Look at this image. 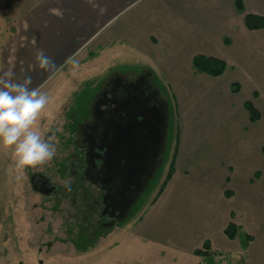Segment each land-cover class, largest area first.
Wrapping results in <instances>:
<instances>
[{
  "label": "rangeland",
  "instance_id": "1",
  "mask_svg": "<svg viewBox=\"0 0 264 264\" xmlns=\"http://www.w3.org/2000/svg\"><path fill=\"white\" fill-rule=\"evenodd\" d=\"M7 3L0 0V81L13 79L18 73L16 64L30 61L23 53L16 13ZM122 16L111 31L123 26ZM190 42L184 39L175 47L169 44L160 48L159 67L166 82L157 76L153 85L158 87L152 89L159 88V92L166 94L161 98L157 91L160 103L154 106L166 107L167 132L161 126L160 131L156 127L150 129L142 120V110H152L155 98L148 100L142 95L148 90L145 88V92L135 82L126 85L123 101L131 98L141 105L140 112L132 108V118L138 119L135 130L128 135L119 133L121 148L128 153L129 162L125 163L119 151L120 155H109L110 163L105 162L99 170L90 167L89 173L100 181L105 178L108 183L116 178L108 184L110 200L106 201L111 211L114 200H120L122 205L128 204L129 199L131 202L127 210L121 208V213L126 210L123 215L107 218L101 228L89 220L97 202L87 191L96 184L79 176L66 183L59 175H70L73 161L75 164L80 158L83 160V150L74 144L83 127L93 120L95 110L98 115L111 103L114 114L107 115H116L117 96H106V84L124 77L136 80L149 69L150 75L156 74L151 70L153 64L143 63L135 54L131 56L128 49L98 57L97 40L82 45L74 55L63 56L59 66L57 61L53 62L51 67L57 65L56 69L34 87L46 93L49 102L33 127L55 146L54 155L40 164L19 169L12 147L0 145V264H264V116L251 123L243 107L244 101L251 100L263 113L264 93L259 90L260 98L254 101L250 87L244 82L240 83L241 93L229 99L218 78L194 72L191 53L203 50L201 44ZM230 92L233 93L232 89ZM182 113L187 115L190 125L185 132L180 123ZM121 116L122 113L120 119ZM150 131H158L156 139L159 144L162 140L163 146L152 143ZM104 133H110L107 126ZM181 140L187 149L183 158L179 156ZM137 149L146 154L142 166L138 161L144 156ZM159 152L161 163L152 176L148 153L154 158ZM181 159L186 177H177L168 189L171 179L158 196L172 162L175 160L176 173ZM231 167L235 171L233 176ZM139 168L140 174L136 175ZM255 172L261 178L250 183ZM37 174L48 175L55 183L50 194L31 188L30 179ZM126 175H136L137 180L127 183ZM229 177L232 183H227ZM117 182L119 186L112 188ZM144 182L149 184L141 191ZM130 188L134 194L125 201ZM226 191L234 196L228 199ZM124 195L125 198H119ZM65 201L72 205L69 212L62 210ZM230 222L241 228L235 240H229L222 230ZM244 234L253 237L246 251L241 247ZM204 237L214 244V254L198 259L193 253L203 245L194 247Z\"/></svg>",
  "mask_w": 264,
  "mask_h": 264
},
{
  "label": "crops",
  "instance_id": "2",
  "mask_svg": "<svg viewBox=\"0 0 264 264\" xmlns=\"http://www.w3.org/2000/svg\"><path fill=\"white\" fill-rule=\"evenodd\" d=\"M7 1L8 6L16 13L17 30L21 32L23 53L30 61L16 64L17 75L13 79H1L0 87L8 81L24 84L25 79L30 77L31 83L25 86L34 88L56 69L57 65L51 67L54 61H57L59 66L64 60L63 56L67 58L69 55H74L81 50L82 45L97 40L98 57L128 49L131 56L135 54L143 63L153 64L151 70L155 71L156 76L154 77L150 75L149 69L136 80L131 77L118 78L121 81L135 82L141 85L144 91L146 88L149 93L142 95L148 97L151 91L157 94L159 92V88L156 89L158 92L152 89L158 87L153 85L157 76L166 82L159 67L160 48L169 44L175 47V44L178 45L185 39L192 41L193 44H201L203 51L197 49L192 51V60L194 56L203 54L222 59L227 63L225 73L218 79L222 90H225V95H229V99L241 93L243 86L240 83L244 82L252 91L251 97L255 92L259 94V97L253 98L254 101L260 98L259 90H263L264 93V31H251L245 27L244 15L236 11L235 0ZM242 3L246 14L264 17V0H242ZM121 15H123L121 20L123 26L115 27L111 31V26ZM169 24L172 28H169ZM189 36L193 38L189 39ZM82 38V42L79 43L78 40ZM225 39L229 40L228 44L225 43ZM83 42L85 44H82ZM192 43L190 42V45ZM41 55L48 58V63L43 66L37 59ZM56 56H58L57 60ZM234 84L240 86V91L235 93L236 95L230 92ZM168 85L171 84L168 83ZM159 93L161 98L166 96L163 92ZM244 104L245 101L243 107ZM186 117L185 113L180 115L181 128L184 132L187 126H190ZM182 143L181 140L179 156L183 158V156L186 157L187 149ZM182 160L184 159H181V162ZM181 162L178 161L177 171L168 184V189L173 187L177 177H186L183 176V172L187 175L183 168L184 162ZM234 172V168L231 167L232 176ZM196 178L200 179L199 176ZM260 178L255 179L253 176L250 183ZM228 180H226L227 183L233 182L231 177ZM225 228L223 226L222 230L224 231ZM205 240L206 237L196 243L194 248L202 246ZM211 244L214 248V244Z\"/></svg>",
  "mask_w": 264,
  "mask_h": 264
},
{
  "label": "flooded vegetation",
  "instance_id": "3",
  "mask_svg": "<svg viewBox=\"0 0 264 264\" xmlns=\"http://www.w3.org/2000/svg\"><path fill=\"white\" fill-rule=\"evenodd\" d=\"M130 83V81H121L118 78L112 80L110 83L106 84V87L108 88V93L106 94L107 97H113L114 95L117 96L116 100V106H117V113L114 117H108L107 114H114L112 112L113 106L111 103H108L107 106L103 109L102 112H100L97 115V109L95 110L93 120L89 121V124H86V127H83V133L80 134L79 140L75 142L74 145H79L80 148L84 152L83 160L84 163H82L81 158L79 161H77L71 167L70 175H66L65 173L62 175H59V178L61 181H72V179H76L77 176L80 177V179L88 180L92 182L93 184H96V186L90 187L88 189L87 194L94 198V201L97 202L96 209L91 211V215L89 220H94L95 223H97V228L105 227L106 223L104 222L107 220V218L115 219L117 216L123 215V213L127 210L128 204L125 203L124 205L121 204V201L118 200L116 202L115 200L113 203V208L111 211V208L106 201V198H110V183H113L114 180H110V183L105 181V178L102 177V181L96 179V177L90 175V167L96 170H99L100 167H102L105 162L106 164L110 163L112 159H110V156L112 157L116 153V149H118L119 146V133L128 134L129 130H131V124L134 121V111L133 109H136V102L135 99H131L130 101L124 102V93L125 89L127 88L126 85ZM124 89V90H123ZM109 110V111H108ZM107 111V113H106ZM122 113L121 119L120 114ZM116 117H119L117 120H115ZM88 122V121H87ZM106 126L109 128L110 133H104ZM82 127V126H81ZM122 127L124 131H122ZM82 130V128H81ZM81 139V140H80ZM81 142V143H80ZM113 150V151H111ZM120 154V153H119ZM110 155V156H109ZM125 155V156H124ZM121 156V155H120ZM121 158L123 160H126L125 163H128V153L123 150ZM149 163L148 167L157 166L159 163V157L155 156L154 158L149 155ZM123 163V162H122ZM140 163V166L145 164L144 160L138 161ZM75 167V168H73ZM112 179V178H111ZM119 182L116 183V185H113L112 188L118 187ZM31 188L34 189L37 192L50 194L53 185L55 184L51 177L48 175L43 174H37L31 177L30 179ZM55 186V185H54ZM129 192H133V188H130ZM127 193V194H128ZM126 194V195H127ZM130 197L132 194H128ZM119 198H125V195ZM110 200V199H109ZM128 200L127 197L125 198V201ZM65 207L62 208L63 211L69 212L71 211L72 205L65 201ZM125 207L126 210H122L121 208ZM61 215H64V218L66 214L64 212L61 213ZM90 224V223H89ZM87 223V225L89 226ZM99 225V226H98ZM91 227V226H90Z\"/></svg>",
  "mask_w": 264,
  "mask_h": 264
},
{
  "label": "clouds",
  "instance_id": "4",
  "mask_svg": "<svg viewBox=\"0 0 264 264\" xmlns=\"http://www.w3.org/2000/svg\"><path fill=\"white\" fill-rule=\"evenodd\" d=\"M37 59L41 66L48 63L42 55ZM30 83L28 77L24 84L8 81L0 87V145L12 147L19 169L40 164L55 153V146L33 127L49 97L39 88L29 90L25 85Z\"/></svg>",
  "mask_w": 264,
  "mask_h": 264
},
{
  "label": "trees",
  "instance_id": "5",
  "mask_svg": "<svg viewBox=\"0 0 264 264\" xmlns=\"http://www.w3.org/2000/svg\"><path fill=\"white\" fill-rule=\"evenodd\" d=\"M235 8L238 13L244 15L243 16L244 25L248 30H251V31L263 30L264 31V17L253 15V14H246L244 11L242 0H235ZM225 43L228 44L229 40L225 39ZM192 67H193L194 72L197 74H204L212 78H218V77H221L225 73L227 69V63L224 60L218 59L215 57L196 55L194 56L192 60ZM239 91H240V86L238 84H234L232 86V92L238 93ZM257 97H259V94L255 92L253 94V98H257ZM244 108L249 115V121L251 123L259 122L264 116V112L261 113L255 107L254 102L251 100L245 102ZM263 153H264V148H263ZM174 173H175V160L174 162H172L170 166V171L166 177V180L161 185V189L158 193V196H160L163 193V190L165 189L167 183L172 179V176L174 175ZM254 177L255 179H259L260 174L256 172ZM225 196L227 198H230L231 196H233V193L226 191ZM234 217L235 215L232 212L231 218L234 219ZM240 232H241L240 226H238L234 222H230L224 229V234L229 240H235L239 236ZM252 241H253V237L251 235L244 234L241 240L242 249L246 251L249 248ZM193 254L198 257L208 258L212 254H214L211 242L209 240L205 241L203 244V247L201 249L195 250Z\"/></svg>",
  "mask_w": 264,
  "mask_h": 264
},
{
  "label": "water",
  "instance_id": "6",
  "mask_svg": "<svg viewBox=\"0 0 264 264\" xmlns=\"http://www.w3.org/2000/svg\"><path fill=\"white\" fill-rule=\"evenodd\" d=\"M151 94H149L150 96H148V100H150L152 97H154L155 98V100H153L154 101V103H153V105H152V107H150V108H152V110H148L147 111V108H144L143 110H142V112H141V117H142V120L143 121H146L145 122V124L147 123V126L148 127H150V129H152L153 127H156L157 129H158V131H160V126L163 128V127H165L166 128V130H165V132H167V127H166V124H168V115H166V107L164 106V108L163 107H161L160 105L157 107L156 105L154 106V104H158V103H160L158 100H157V97H158V94L157 93H154L153 91H151L150 92ZM139 98H141V97H139ZM164 100V99H163ZM136 102V109L140 112L141 110H139L140 108H141V105L139 104V100H136L135 101ZM155 111H157L158 112V114L156 115L155 114ZM146 119V120H145ZM138 120V119H137ZM137 120H135L134 119V121L132 122V124H131V130H129V132H128V134L129 133H131L132 131H134L135 130V127H136V122H137ZM162 124H163V126H162ZM123 128H125V127H122V131H124L123 130ZM158 131L157 132H152V131H150L151 132V136H152V143L155 145V144H159L158 142H157V139H156V137L158 136ZM139 133H141V132H139ZM127 134V135H128ZM121 135H124L123 133H121ZM165 136V135H164ZM163 136V137H164ZM166 136H167V134H166ZM165 136V137H166ZM160 138L162 139V137L160 136ZM121 136L119 135V143L121 142ZM160 139V140H161ZM154 141V142H153ZM163 142H162V140H161V143L159 144V146L158 147H161V146H163V144H162ZM165 148V147H164ZM138 149H141V148H138ZM137 149V151L139 152V155L141 156V157H143V158H141V160H145L146 159V154L144 153V154H142V152L141 151H139ZM156 150H157V148H156ZM158 150H159V148H158ZM111 151H113V150H111ZM122 151V153H123V149L121 148V143L119 144V146H118V149H116V153H117V155H120L119 153ZM146 152V151H145ZM149 155H150V157L152 156V154H150V153H148V157H149ZM158 157L160 156V162L158 163V164H160L161 163V158H162V154L160 155V152L158 153V155H157ZM116 157H118V156H116ZM121 157V156H120ZM123 164V163H122ZM156 166H153L152 168H151V171H153L152 172V176L154 175V172L156 171ZM141 168H139L138 169V171H135V173H136V175L137 174H140L139 173V170H140ZM136 175H133V176H131V177H128V175H126L125 176V178H126V182L128 183V180L129 181H131V182H135V180H137V176ZM152 178V177H151ZM151 178H149L148 180H150ZM150 182V181H149ZM149 182H144V184H143V186L141 187V191L145 188V185H147V184H149ZM140 191V192H141ZM140 192H138L137 194H139ZM128 194H134V191L133 192H129ZM130 198V196L128 195L127 196V198ZM131 202V200L129 199V202L128 203H130ZM129 205V204H128Z\"/></svg>",
  "mask_w": 264,
  "mask_h": 264
}]
</instances>
